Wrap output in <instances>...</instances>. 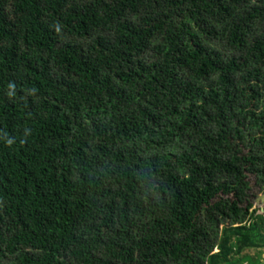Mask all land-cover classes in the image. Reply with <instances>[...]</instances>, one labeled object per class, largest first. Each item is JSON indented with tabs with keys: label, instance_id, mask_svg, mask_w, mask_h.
Returning <instances> with one entry per match:
<instances>
[{
	"label": "trees",
	"instance_id": "1",
	"mask_svg": "<svg viewBox=\"0 0 264 264\" xmlns=\"http://www.w3.org/2000/svg\"><path fill=\"white\" fill-rule=\"evenodd\" d=\"M249 174L264 0H0V264H264Z\"/></svg>",
	"mask_w": 264,
	"mask_h": 264
},
{
	"label": "rangeland",
	"instance_id": "2",
	"mask_svg": "<svg viewBox=\"0 0 264 264\" xmlns=\"http://www.w3.org/2000/svg\"><path fill=\"white\" fill-rule=\"evenodd\" d=\"M247 180L249 181L250 189L248 191L249 192L248 201L244 202V204L247 203V202L251 203L252 204V208L250 209V212L257 210L258 212L256 213V215H258V214L263 213V212H262L261 206L255 204V198L258 196V194H264V187H262L259 184L257 176H255L253 174H249ZM226 225H229V222H227ZM223 226L221 225L220 230L223 228ZM256 252L257 251L255 249H248V250H245L244 253H248L250 255H254ZM261 257L263 258L264 254Z\"/></svg>",
	"mask_w": 264,
	"mask_h": 264
},
{
	"label": "flooded vegetation",
	"instance_id": "3",
	"mask_svg": "<svg viewBox=\"0 0 264 264\" xmlns=\"http://www.w3.org/2000/svg\"><path fill=\"white\" fill-rule=\"evenodd\" d=\"M255 204L260 206L264 204V194H258V196L255 198ZM262 212H264L263 209Z\"/></svg>",
	"mask_w": 264,
	"mask_h": 264
},
{
	"label": "water",
	"instance_id": "4",
	"mask_svg": "<svg viewBox=\"0 0 264 264\" xmlns=\"http://www.w3.org/2000/svg\"><path fill=\"white\" fill-rule=\"evenodd\" d=\"M261 208L264 210V204L261 205Z\"/></svg>",
	"mask_w": 264,
	"mask_h": 264
}]
</instances>
